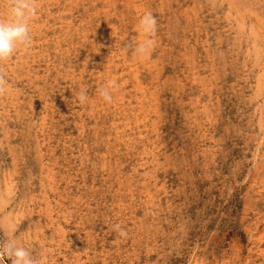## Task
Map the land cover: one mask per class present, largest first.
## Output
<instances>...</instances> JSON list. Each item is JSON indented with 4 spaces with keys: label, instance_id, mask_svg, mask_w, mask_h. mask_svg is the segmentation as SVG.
<instances>
[{
    "label": "rangeland",
    "instance_id": "374dc122",
    "mask_svg": "<svg viewBox=\"0 0 264 264\" xmlns=\"http://www.w3.org/2000/svg\"><path fill=\"white\" fill-rule=\"evenodd\" d=\"M33 2L0 61V240L15 225L37 264H264V0Z\"/></svg>",
    "mask_w": 264,
    "mask_h": 264
},
{
    "label": "clouds",
    "instance_id": "9594fccd",
    "mask_svg": "<svg viewBox=\"0 0 264 264\" xmlns=\"http://www.w3.org/2000/svg\"><path fill=\"white\" fill-rule=\"evenodd\" d=\"M37 12V6L33 0H11L6 10V16L0 19V61L8 59L14 54L18 46H30L31 37L29 33L28 21ZM138 29L145 35V39L138 43L135 48L137 56L148 54L152 47L151 37L156 30V19L150 11H146L138 20ZM115 87L114 82L109 81L99 89V95L106 102L112 101L111 90ZM80 103L87 99L84 90L77 94ZM115 227H119L118 225ZM14 225L9 236L0 240V261L7 264H37L31 256L30 251L24 246L17 243L15 239ZM121 235H126L120 230Z\"/></svg>",
    "mask_w": 264,
    "mask_h": 264
}]
</instances>
